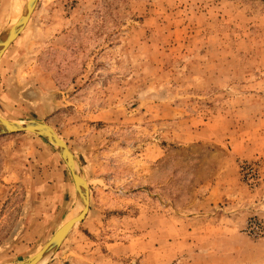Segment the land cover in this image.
Returning <instances> with one entry per match:
<instances>
[{
  "label": "rangeland",
  "instance_id": "rangeland-1",
  "mask_svg": "<svg viewBox=\"0 0 264 264\" xmlns=\"http://www.w3.org/2000/svg\"><path fill=\"white\" fill-rule=\"evenodd\" d=\"M0 118L44 121L86 177L44 264H264V0H38L0 59ZM74 204L53 147L0 137V264Z\"/></svg>",
  "mask_w": 264,
  "mask_h": 264
},
{
  "label": "water",
  "instance_id": "water-1",
  "mask_svg": "<svg viewBox=\"0 0 264 264\" xmlns=\"http://www.w3.org/2000/svg\"><path fill=\"white\" fill-rule=\"evenodd\" d=\"M38 0L13 2L8 22L0 33V59L7 48L18 38L26 27L36 8ZM17 134H31L44 140L53 147L68 169L74 185L75 204L71 215L55 234L39 250L14 264H44L61 247L69 233L81 224L88 211L90 193L82 166L67 144L57 135L54 129L41 120L27 119L9 122L0 118V137Z\"/></svg>",
  "mask_w": 264,
  "mask_h": 264
},
{
  "label": "bare ground",
  "instance_id": "bare-ground-1",
  "mask_svg": "<svg viewBox=\"0 0 264 264\" xmlns=\"http://www.w3.org/2000/svg\"><path fill=\"white\" fill-rule=\"evenodd\" d=\"M19 2H21V1H24V0H18ZM4 120V119H3ZM44 122V121H43ZM17 135H19V134H17ZM9 136V135H8ZM39 138V137H38ZM69 220V219H68Z\"/></svg>",
  "mask_w": 264,
  "mask_h": 264
},
{
  "label": "crops",
  "instance_id": "crops-1",
  "mask_svg": "<svg viewBox=\"0 0 264 264\" xmlns=\"http://www.w3.org/2000/svg\"><path fill=\"white\" fill-rule=\"evenodd\" d=\"M7 20H8V19H7ZM5 22H7V21H5ZM5 22H4V23H5Z\"/></svg>",
  "mask_w": 264,
  "mask_h": 264
}]
</instances>
